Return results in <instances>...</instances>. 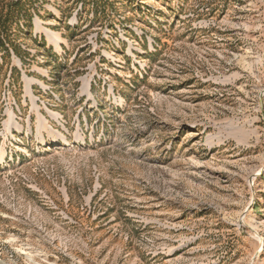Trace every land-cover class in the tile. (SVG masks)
<instances>
[{"label": "rangeland", "instance_id": "obj_1", "mask_svg": "<svg viewBox=\"0 0 264 264\" xmlns=\"http://www.w3.org/2000/svg\"><path fill=\"white\" fill-rule=\"evenodd\" d=\"M8 11L0 264H264V0Z\"/></svg>", "mask_w": 264, "mask_h": 264}, {"label": "trees", "instance_id": "obj_2", "mask_svg": "<svg viewBox=\"0 0 264 264\" xmlns=\"http://www.w3.org/2000/svg\"><path fill=\"white\" fill-rule=\"evenodd\" d=\"M10 19V13L9 11L4 15L0 14V45L1 47H5L7 41H8V36H7V31H8V21ZM16 53H18L15 50Z\"/></svg>", "mask_w": 264, "mask_h": 264}, {"label": "bare ground", "instance_id": "obj_3", "mask_svg": "<svg viewBox=\"0 0 264 264\" xmlns=\"http://www.w3.org/2000/svg\"><path fill=\"white\" fill-rule=\"evenodd\" d=\"M7 124H8V120H5L4 125H7Z\"/></svg>", "mask_w": 264, "mask_h": 264}]
</instances>
